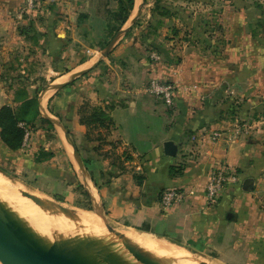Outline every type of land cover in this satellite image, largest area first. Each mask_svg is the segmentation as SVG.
Listing matches in <instances>:
<instances>
[{
  "label": "crops",
  "instance_id": "0c3cea01",
  "mask_svg": "<svg viewBox=\"0 0 264 264\" xmlns=\"http://www.w3.org/2000/svg\"><path fill=\"white\" fill-rule=\"evenodd\" d=\"M112 3L45 0L30 9L26 0H0V108L24 88L15 84L29 78L30 54L37 53L30 43L39 46V56L52 65V79L45 77L47 87L37 95L39 106L50 105L55 119L63 113L61 124L85 154L79 153L86 170L84 189L99 201L108 223L186 249L210 248L219 259L226 255L239 264H264V147L250 138L252 132L245 130L239 139L228 133L238 119L250 124L251 110L262 107L243 100L245 112L231 115L225 106L228 94L250 88L252 81L241 69L235 74L226 54L215 56L206 35H186L179 44L172 35H161L162 45L156 35H145L144 42L141 35H125L128 29L107 60L97 62L100 43L92 40L104 43V9ZM151 53L169 59L161 64L149 58ZM173 56L176 65L170 63ZM157 78L174 82V109L147 92ZM59 84L64 86L48 90ZM34 87L31 82L29 89ZM29 89L28 96H35ZM83 101L106 108L112 125L102 143L85 137L77 115ZM214 131L223 138L213 141ZM167 140L181 144L173 158L163 152ZM217 170L235 180L208 204L204 189ZM245 179L253 180L251 191L243 190ZM167 189L178 190L182 198L162 209L160 197Z\"/></svg>",
  "mask_w": 264,
  "mask_h": 264
},
{
  "label": "rangeland",
  "instance_id": "374dc122",
  "mask_svg": "<svg viewBox=\"0 0 264 264\" xmlns=\"http://www.w3.org/2000/svg\"><path fill=\"white\" fill-rule=\"evenodd\" d=\"M136 2L137 0L123 28L130 27L129 32L127 31L125 35H156L157 43L162 45L165 44V40L161 35H172L176 44L181 42L180 37L184 38L186 35H206V38L210 39L209 42H213L215 56L223 59L226 54L229 60L232 61L236 75L241 74L239 69L244 71L247 79L252 81L250 88L249 86L245 88L240 86L239 89L232 91L233 93L228 94L230 98L226 100L225 106L237 110L238 113H244L245 108L242 109V106L245 104L244 101L247 100L252 102L250 106L254 108L260 106L262 108L251 110V113L254 111L253 114L255 113V116L253 114L249 115L250 124H247L245 120L238 119L235 126L232 127V132L229 131L228 133H233L237 130V138L239 139L241 135L246 136L248 131L249 133L252 132L250 138H253L256 143L264 147V0H144L143 5L142 0H139L138 4ZM139 5H142V10L137 16ZM158 7L166 8L170 16L163 17L159 15L160 9ZM116 8L117 3H112L107 11L104 9L105 23L111 18L110 16H108L109 18L107 17V12L115 11ZM135 16H137L136 25H134L135 22L131 25L130 21ZM110 23L112 24V22ZM106 35L108 34L105 24L104 35H102L104 38L100 36V40L104 41V43L94 37L92 40L97 45L100 43V49L97 50V56L99 57L107 46L106 43L111 41ZM225 35H231L230 39H226ZM242 35H244V38ZM204 42H207V40ZM32 44L30 43L31 48L36 47L37 53L30 54L32 65L28 70L29 78L22 82L18 80L17 85L15 84V89L24 87L28 94L26 88L29 89V85L32 82L35 87L29 89V91H33L38 95L42 89L47 87L48 82H46L45 77L52 79L48 71L52 65L44 57L39 56L42 52L40 47ZM144 44L146 46L147 42ZM205 45L208 44L199 45V47L203 48ZM150 55L152 56V53ZM150 55L149 58L151 59ZM167 59L169 58L166 56H158V60L154 61H161L162 64ZM175 59L177 57L173 56L172 61L170 60L171 65H176L173 63ZM103 60L106 61L107 59L104 58ZM157 79H160L161 82L165 81L161 78ZM168 82L174 84L171 80H168ZM176 89L175 86V96ZM8 105L16 106L13 102ZM42 108L47 116L52 117L50 105H44ZM91 108L92 106H90L88 101H83L77 109V115L80 117L82 110L88 113ZM172 112H176V110H172ZM62 115L63 113L60 114V117L54 119L61 123ZM253 122L254 124H252ZM34 126V129L26 132L23 147L19 151H9L0 141V170L9 176L6 177L0 173V177L11 183L10 186L12 188H18L25 193L38 197L40 200L58 203L77 212L85 226L87 225L92 229L95 227L93 229L95 232L105 234L104 237L111 240L112 238L103 228L100 218V213H102L103 209L99 201H93L88 195H84L86 191L83 186V173L61 129L59 127H54L53 130L46 129L45 124L42 125L39 122ZM84 127L86 128L85 137L87 139L88 137L107 139L105 129ZM257 127H260V133L257 132L259 130ZM98 129H101V131ZM245 130L247 134H244ZM104 140L99 143L104 142ZM39 148L52 151L54 153L53 158L41 164L35 163V156ZM76 149L78 148L76 147ZM77 151L83 156L85 155L81 147ZM72 168H74L75 173ZM94 221H96L95 224L93 223ZM108 224L119 232H128L124 234L131 238L133 232L131 233L113 224ZM76 229L79 232L80 241L88 250L91 249L90 252L94 256L103 260L99 253L101 251L91 242L92 235L88 234L82 227L76 226ZM53 231L56 232L55 230ZM56 233L61 235L59 232ZM186 250L191 252L195 256H193L194 258H199L205 264H239L233 260L229 261L226 255L220 259L215 257L210 248L206 251H199L196 248L191 249V247ZM139 251L140 260H142L141 264H158L157 259L147 250L142 251L139 249ZM119 252L129 264H138L124 248H119Z\"/></svg>",
  "mask_w": 264,
  "mask_h": 264
},
{
  "label": "water",
  "instance_id": "95a60500",
  "mask_svg": "<svg viewBox=\"0 0 264 264\" xmlns=\"http://www.w3.org/2000/svg\"><path fill=\"white\" fill-rule=\"evenodd\" d=\"M143 3L144 0H142V5ZM142 5L138 6L137 16L142 10ZM137 16L131 19V25L136 21ZM129 28L130 27L119 31L114 36V38L104 48L97 62L108 56V53L111 51L114 42ZM84 73L85 71H82L75 77H79ZM62 86H64V84L51 86L48 90L55 91L60 89ZM39 107L40 114L42 113L41 116L50 121V123L54 127H59L61 129L66 141L73 151V155L77 161L78 166L81 168L84 177H86V170L83 161L67 129H65L59 121H56L54 118L47 116L43 111V108L41 106ZM180 146V143L176 144L172 140H167L162 145L164 154L167 157L171 158L176 156L178 148ZM0 173L5 175L6 177H9L1 171ZM242 188L244 191H251L253 189V180L245 179ZM85 191L93 201L97 202V199L93 198L87 191V189H85ZM24 196L25 198L33 201L35 205L47 209L53 215L60 218H65L70 224L85 229L88 234L92 235L91 242L97 248H99L102 254L107 257L113 264H129V262H127L119 252V248L126 249L135 262H138L140 264L142 263V260H140L139 249L131 245L128 238L124 235L126 231L119 232L109 226L104 211L101 210L102 213H100V218L103 223V228L105 229V232L110 235V237L112 238L111 240L104 237L105 234L97 233L91 227H88L87 225L85 226L84 222L78 216L77 212L63 207L58 203H50L44 200H35L28 193H25ZM0 208L2 210L4 209L1 203ZM7 216L11 223H4L0 221V264H94L85 252L76 247L66 237H63L56 232L41 226L37 222L22 219L11 212H7ZM155 239L163 240L161 238ZM169 244L172 246L180 247L175 244ZM183 249L187 251L186 248ZM188 253L194 256L191 252ZM136 258L138 259V261Z\"/></svg>",
  "mask_w": 264,
  "mask_h": 264
},
{
  "label": "trees",
  "instance_id": "16d2710c",
  "mask_svg": "<svg viewBox=\"0 0 264 264\" xmlns=\"http://www.w3.org/2000/svg\"><path fill=\"white\" fill-rule=\"evenodd\" d=\"M117 8L115 11H108V19L106 23L107 37L110 40L119 32L122 26L127 22L131 11L133 10L134 0H115ZM160 9L159 15L166 17L170 16L169 11L164 7H158ZM109 18V17H108ZM112 22V24L110 23ZM136 25V22L134 23ZM129 32V31H128ZM127 34V33H126ZM145 35H141V42H144ZM143 39V40H142ZM108 43H106L107 45ZM15 107L10 105H3L0 108V141L11 152H16L22 149L23 142L25 140V134L27 131L34 129V125L39 122L42 125L45 124L46 129H52L54 126L47 119L43 118L39 112V104L37 94L33 97H29L24 88L16 91L13 98ZM108 109L111 107H107ZM105 109L100 107H92L90 112L86 113L83 110L80 112L79 122L81 125L91 128H101L105 131H109L112 122L108 115L105 113ZM231 115L237 114V110H230ZM90 139V137H88ZM101 137H97L96 141H103ZM54 153L52 151H46L44 148H39L35 156V163L41 164L53 158ZM5 173L4 171L0 170ZM174 167L170 169V173L175 175ZM140 181V177H138ZM80 186V185H79ZM84 195H88L84 192Z\"/></svg>",
  "mask_w": 264,
  "mask_h": 264
},
{
  "label": "bare ground",
  "instance_id": "6f19581e",
  "mask_svg": "<svg viewBox=\"0 0 264 264\" xmlns=\"http://www.w3.org/2000/svg\"><path fill=\"white\" fill-rule=\"evenodd\" d=\"M10 185L11 183L5 181V179L0 177V203L4 208L3 210L0 208V221L4 223H11L7 216V212H11L22 219L37 222L38 224L49 230H55L56 232H59L61 236L66 237L76 247L85 252L94 264H113L107 257L102 254V252L99 253L102 256L103 260L94 256L92 252H90L91 249L88 250V248L80 241L78 237L79 232L76 229V226L70 224L67 219L57 217L47 209L35 205L33 201L25 198L24 191H21L18 188H12ZM31 197L35 200H40L38 197L32 195ZM93 223L95 224L96 221H94ZM94 228L95 227H93V229ZM127 238L130 241L131 245L137 247L142 251L147 250L154 258L157 259L158 264H205L200 261L199 258H194L183 248L172 246L163 240H157L151 236L141 235L137 232H134L131 238ZM125 251L127 252L126 249Z\"/></svg>",
  "mask_w": 264,
  "mask_h": 264
},
{
  "label": "built area",
  "instance_id": "2783aa9c",
  "mask_svg": "<svg viewBox=\"0 0 264 264\" xmlns=\"http://www.w3.org/2000/svg\"><path fill=\"white\" fill-rule=\"evenodd\" d=\"M28 7L33 9L35 6L41 5L45 0H26ZM151 59L158 60V55L152 54ZM174 91L175 86L173 83L161 82L160 80H152L147 87V92L154 95L156 98L162 101V103L169 109H174ZM238 131L233 132L234 138L237 136ZM223 138V133L219 131H214L211 133V139L217 141ZM235 179L232 176H227V174L222 170H217L213 172L208 182L206 183L204 192L205 200L208 204H212L222 191L223 186L227 182H233ZM182 194L176 189H167L162 192L160 197V206L162 209H168L173 204L180 201Z\"/></svg>",
  "mask_w": 264,
  "mask_h": 264
}]
</instances>
